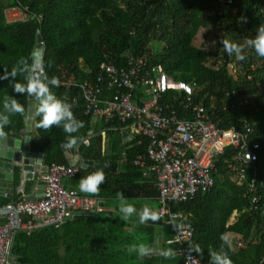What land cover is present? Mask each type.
<instances>
[{
    "label": "trees",
    "instance_id": "obj_1",
    "mask_svg": "<svg viewBox=\"0 0 264 264\" xmlns=\"http://www.w3.org/2000/svg\"><path fill=\"white\" fill-rule=\"evenodd\" d=\"M221 0H19L29 12L42 15L7 22L3 10L17 0H0V72L11 69L21 58L34 53L36 34L41 32L44 43L43 69L47 77L66 80L74 75L78 81L92 79L103 62L128 67L131 56L146 55L161 63L167 74L194 86V98L206 107L214 106L216 117L224 128L240 130L244 123L253 124V134L260 143L257 150L256 174L251 168L241 185L231 179L228 163L235 159L237 147L227 145L225 153L216 158L215 185L211 192H199L189 201L173 205L174 210L190 213L194 234L189 249L205 263L212 264L211 252L221 247L232 264H264V58L259 57L245 41L253 37L264 22V0H232L226 7ZM241 16L247 23H241ZM201 33L203 40H198ZM232 38L243 46V61L229 56L221 40ZM224 56V57H223ZM235 61L234 68L228 62ZM253 66V68H252ZM23 82V77H19ZM59 98H67L72 111L84 127L78 133V143L68 144V134L62 127L45 130L37 127L40 117L32 122L30 147L44 153V162L67 164L64 143L74 147L81 159L101 162L105 182L99 195L107 197L104 211L97 214H77L60 226H44L31 231L18 229L13 238L9 264H156L158 257H138L127 251L128 235L110 241L106 232L120 225L119 194L126 201L140 197H156L152 176L143 175V168L133 162L138 153H145L149 139L134 134L124 142L123 124L117 117L94 120L84 112L85 102L76 85L51 86ZM235 90L245 95L249 104L228 107L237 97L226 95ZM15 98L24 106V114L11 116L5 135L23 138L26 134L27 95L12 92L8 81H0V109L5 96ZM104 131V136L102 135ZM87 138V142L85 139ZM79 165V164H78ZM105 165H108L105 167ZM230 169V168H229ZM93 165L79 166L74 176L80 180L96 171ZM256 191L249 190V184ZM35 179L24 184V192L34 191ZM244 194V195H243ZM252 194L257 201L252 202ZM0 196V204L20 199ZM238 214L233 222V212ZM97 218V219H96ZM25 219V217H23ZM5 216L0 215V222ZM100 221L101 237L96 242V222ZM103 220H105L103 222ZM181 220H176L180 225ZM105 226V227H104ZM228 232L242 234L240 245L229 248L221 236ZM227 237V236H226ZM119 246H123L120 248ZM201 248L202 254L193 251ZM163 262L179 264L174 255Z\"/></svg>",
    "mask_w": 264,
    "mask_h": 264
},
{
    "label": "built area",
    "instance_id": "obj_2",
    "mask_svg": "<svg viewBox=\"0 0 264 264\" xmlns=\"http://www.w3.org/2000/svg\"><path fill=\"white\" fill-rule=\"evenodd\" d=\"M3 13L7 22L42 19L41 14L29 12L19 0L5 7ZM142 56H131L128 67L103 62L92 79L78 81L71 75L66 80H58L80 88L87 115L103 116L106 120L117 117L129 134H142L149 139L146 152L138 153L133 159L143 168V175L154 178L158 202L155 211L164 213L159 222H149L173 226V235L167 240L172 243L166 249L174 250L180 259L179 264H207L189 249L188 242L194 234L188 221L190 213L174 210L172 206L194 199L212 183L210 171L216 166L217 156L225 153L227 145L238 148L233 157L235 160L229 162L228 167L240 176L242 182L246 176L245 168L252 167L251 173L255 175L256 149L260 143L253 134V124L246 122L240 130L224 128L215 119L214 106L206 107L195 100L192 84L167 74L161 63H141ZM234 63L228 62V67L235 69ZM226 95L238 98L228 107L250 103L247 96L238 97L234 89L227 91ZM78 164L50 165L37 177L43 182L39 200L26 199L23 193L20 199L7 204L10 211L0 222V264H9L14 234L18 229L31 231L44 226L58 227L77 214L92 215L104 211L107 197L89 195L63 183L64 177L77 174ZM249 190L256 191L253 182H250ZM251 201H257L255 194H252ZM176 220L182 221V230L174 227Z\"/></svg>",
    "mask_w": 264,
    "mask_h": 264
},
{
    "label": "clouds",
    "instance_id": "obj_3",
    "mask_svg": "<svg viewBox=\"0 0 264 264\" xmlns=\"http://www.w3.org/2000/svg\"><path fill=\"white\" fill-rule=\"evenodd\" d=\"M241 23H247L246 16H241ZM221 43L229 56L234 55L237 61L246 59L243 55V46L241 44L231 42L228 39L221 40ZM244 43L247 47L253 48L259 57L264 58V22L258 25L255 35ZM19 77H23V82L20 81ZM0 81H8L13 93L27 95L38 102L36 114L40 117V120L37 127L45 130L53 126L62 127L63 131L68 134V144L74 146L78 143L79 138L72 134L78 133L84 127V124L74 115L72 111L73 105L67 101V98L61 99L51 91L50 85L59 86V80L55 77L51 79L47 77L38 53L31 54V62L28 58L21 57L11 69H4L0 72ZM15 96L10 95L3 98L2 109H0V137L5 136L4 129L11 124V116L24 114L25 112L24 106L19 103ZM107 166L105 165V167ZM105 178L103 168L97 169L80 179L79 190L83 193L97 196L99 195L100 186L105 182ZM119 199L120 218L124 221L136 215L140 224L148 225L149 221L153 223L159 222L164 215L162 212L153 210L148 204L138 210L133 204L127 203L123 193L119 194ZM174 227L177 230H182L180 225H174ZM221 240L224 245L231 247L226 236H221ZM169 243L172 242L169 241ZM127 251L135 253L140 258L153 254L152 247L144 243L130 245ZM193 251L197 254H202L203 250L198 246H193ZM159 255L165 259H171L174 257L175 252L172 248L162 249ZM210 255L212 264H232L227 251L223 247L219 251H212Z\"/></svg>",
    "mask_w": 264,
    "mask_h": 264
},
{
    "label": "water",
    "instance_id": "obj_4",
    "mask_svg": "<svg viewBox=\"0 0 264 264\" xmlns=\"http://www.w3.org/2000/svg\"><path fill=\"white\" fill-rule=\"evenodd\" d=\"M228 4L226 1H220ZM34 53L39 54V58H44V43L41 32L36 34V43ZM37 106V101L29 97L27 99V113L25 119L26 134L23 138L5 135L0 137V196L16 198V193H24V182L35 179V188L31 193H24L26 199H40L43 193V182L37 178L39 172H46L49 165L44 162V153L42 151H33L30 147L32 122ZM92 120L95 116L91 117ZM123 141L126 142L132 136L128 131L122 132ZM67 144L63 148L66 150ZM65 151L68 164H80L81 166L93 165L96 169L101 168V162L94 159L80 158L79 154ZM19 180V182H18ZM18 182V184H17ZM10 211L7 204H0V215L5 216Z\"/></svg>",
    "mask_w": 264,
    "mask_h": 264
},
{
    "label": "crops",
    "instance_id": "obj_5",
    "mask_svg": "<svg viewBox=\"0 0 264 264\" xmlns=\"http://www.w3.org/2000/svg\"><path fill=\"white\" fill-rule=\"evenodd\" d=\"M123 130H124V128L121 129V132H123ZM102 135L104 136V131H102ZM130 135L133 137L134 134H130ZM70 148L71 147L67 146L66 150H70ZM72 153H73V155L74 154H78V151L75 148H73L72 149ZM80 158H81V156H80ZM255 166H256V162H255ZM256 167H254V168H256ZM250 168L252 170V167H250ZM246 170H248V168H245V171ZM64 178H63V183L65 184V186H67V187L74 186V187L79 188L78 184L74 180L75 178H73V177H64ZM27 181L28 180H26L24 182L25 185H26ZM18 182H19V180H18ZM18 182H17V184H18ZM19 194H23V193H21V192L20 193H16V197H18ZM127 203L133 204L138 210H140L145 204L150 205L153 208V210H155L156 207H157V203L158 202H157V198L156 197H140V198H137V199H128ZM234 212H236V214H238L237 210H235ZM234 212H233V214H234ZM233 214H232V216H233ZM119 215L121 216L120 212H119ZM104 221L105 220H103V222ZM96 223H97L96 224V242L98 243L99 242V238L101 237L102 228H101V226L99 224L100 223L99 220H97ZM105 229H106V227L104 228V233L102 235L104 238L108 235V238H109L110 241H115L117 236L124 237L125 235H128V238L126 239V242H129L132 245H133V243H132V241L130 239V236L134 232L142 233V234L150 233L151 235L155 236L156 240L159 242L158 243V247L152 248L153 249L152 256L159 258V260H158V262L156 264H160V263L163 262V261H161L163 257L159 255V252L162 249L165 250L170 245L167 242V240L169 238H171V236L173 235V231H174L173 230V226L171 224H166V223L153 224L151 222H149L148 225L140 224L139 220H138V216H136V215L132 216L127 221L123 220V222L120 223V225H116V224L112 225V229L110 231H108V232H106ZM119 247L123 248V246H119Z\"/></svg>",
    "mask_w": 264,
    "mask_h": 264
},
{
    "label": "rangeland",
    "instance_id": "obj_6",
    "mask_svg": "<svg viewBox=\"0 0 264 264\" xmlns=\"http://www.w3.org/2000/svg\"><path fill=\"white\" fill-rule=\"evenodd\" d=\"M229 4H226V7L228 6ZM228 40H230L231 42L233 41L232 38H227ZM198 40L199 41H202L203 40V37H202V34L199 33L198 34ZM216 166L215 168H213L211 171H210V177L212 179V183L209 184L207 186V188L205 190H203V193H206V192H211L212 189L214 188V185H215V173H216ZM229 174H230V177L232 180H234L236 182V184L238 185H241L242 184V180L240 179V176L237 175L236 173H234L231 169H229ZM75 178V177H73ZM65 179V178H64ZM75 182L78 184L79 186V181L78 179H74ZM244 195V194H243ZM236 217V212H234L233 216L230 218L229 220V223L233 222L234 218ZM124 232V231H123ZM130 235V234H129ZM227 238H228V241L232 244V245H236V242L237 240H240L241 242L243 241V235L242 234H234L232 232H228L226 234ZM130 239L132 241L133 244H140V243H144V244H147L149 246H151L152 248H155V247H158V241L156 240V237L151 235L150 233H147V234H142V233H137V232H134L133 234H131L130 236ZM237 245L239 246L240 244L237 243Z\"/></svg>",
    "mask_w": 264,
    "mask_h": 264
},
{
    "label": "bare ground",
    "instance_id": "obj_7",
    "mask_svg": "<svg viewBox=\"0 0 264 264\" xmlns=\"http://www.w3.org/2000/svg\"><path fill=\"white\" fill-rule=\"evenodd\" d=\"M139 61L141 63H145V64H150V63H153V61L146 55L142 56Z\"/></svg>",
    "mask_w": 264,
    "mask_h": 264
}]
</instances>
